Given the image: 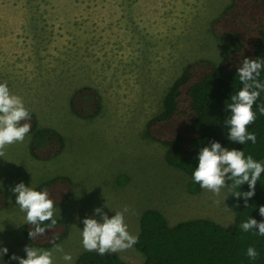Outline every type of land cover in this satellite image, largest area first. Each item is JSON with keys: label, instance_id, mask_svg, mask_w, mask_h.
<instances>
[{"label": "rangeland", "instance_id": "374dc122", "mask_svg": "<svg viewBox=\"0 0 264 264\" xmlns=\"http://www.w3.org/2000/svg\"><path fill=\"white\" fill-rule=\"evenodd\" d=\"M229 0H0V82L23 98L38 127L61 133L64 147L40 159L22 143L6 146L0 157V247L26 258L25 246L53 252V264H68L63 254L85 251L81 231L86 217L101 220L123 211L132 235L146 208L160 211L169 225L207 218L233 223L226 205L227 187L219 196L200 187L187 189L189 176L168 164L166 146L146 132L168 86L197 58L215 63L232 48L215 37L210 23ZM97 89L101 103L93 116L72 112L70 98L79 87ZM66 175L71 191L54 203V218L67 224L55 245L37 247L24 237L25 213L11 188ZM102 222V221H101ZM56 245L63 252L55 251ZM142 264L133 246L113 253ZM18 264V261H14Z\"/></svg>", "mask_w": 264, "mask_h": 264}, {"label": "trees", "instance_id": "16d2710c", "mask_svg": "<svg viewBox=\"0 0 264 264\" xmlns=\"http://www.w3.org/2000/svg\"><path fill=\"white\" fill-rule=\"evenodd\" d=\"M210 30L215 37L232 44V48L217 63L207 58L188 62L166 89L159 111L146 122L148 135L166 146V162L189 176L187 189L191 193L200 189L192 180V173L198 167L199 151L210 146L212 141L229 150H243L245 157L251 154L264 163V115L257 108L264 104V92L253 106L256 120L247 126V130L256 135L255 144L230 141L225 124L231 115L226 105L242 87L237 76L242 61L246 58L264 60V0H229L212 19ZM258 79L264 82V69ZM100 103L97 89L89 85L77 88L70 98L72 112L80 117L95 115ZM28 110L31 119L21 123L31 125L29 152L40 159L56 156L64 147L63 136L54 128L38 127L35 114ZM34 189L47 191L49 198L57 203L68 196L71 182L66 175H54L36 184ZM248 190L247 184L240 188L242 192ZM5 202L6 194L0 190V207ZM225 203L233 211L231 226L207 218L169 225L160 211L144 209L138 219V243L134 245L143 256L142 264H264V236L243 232L240 227L249 218L264 221L259 215V206L264 205V173L257 181L255 195L248 200V207L243 198L237 199L229 188ZM55 219V225L51 221L44 222L41 227L47 231L34 239L29 238V229L34 226L25 223L24 237L37 247L55 245L67 234V224ZM248 247L256 248L259 253L256 260L247 257ZM10 257L8 251L0 257V264H14ZM75 264L132 263L113 253L100 256L96 252L83 251L76 256Z\"/></svg>", "mask_w": 264, "mask_h": 264}, {"label": "clouds", "instance_id": "9594fccd", "mask_svg": "<svg viewBox=\"0 0 264 264\" xmlns=\"http://www.w3.org/2000/svg\"><path fill=\"white\" fill-rule=\"evenodd\" d=\"M262 69L264 60L246 58L237 70L242 87L231 96V102L226 105L231 112L229 118L225 120L228 127L227 138L230 141L244 145L248 141L256 143L255 133L249 132L247 126L255 122L256 113L253 106L256 105L261 92H264V82L258 79ZM257 108L259 113L264 115V104L257 105ZM30 119V112L25 107L23 98L12 94L6 82H0V157L5 155L6 146L24 141L31 131V125L21 122ZM261 173H264V163L255 160L251 154L245 157L243 150L234 148L229 150L222 147L219 142L212 141L210 146L202 147L199 151L198 167L192 173V180L215 196H219L222 189L227 187L237 199L243 198L245 207H248V200L255 195ZM226 181L231 183L228 184ZM244 184L249 187L246 192L240 191ZM10 190L15 195L16 205L25 213V223L34 226L29 229L30 239L45 234L47 229L41 227L44 222L51 221L52 225L56 224L54 201L49 198L47 191L35 190L23 182L17 183ZM128 211L126 206L123 211H117L109 218L102 208H95L94 214L99 215L101 220L89 217L83 219L81 236L84 250L104 256L126 251L138 243V236L130 234L125 223L124 213ZM259 215L264 217V205L259 206ZM240 227L243 232L252 231L254 234L264 236V221L258 222L254 218H249ZM254 228L258 231H253ZM54 250L63 252L60 245H56ZM8 251L7 247H0V257L7 255ZM24 252L26 258L12 254L10 260L18 261V264H53L52 251L25 246ZM246 255L250 260L259 257L255 247H248ZM62 258L68 264L73 260L68 253H64Z\"/></svg>", "mask_w": 264, "mask_h": 264}]
</instances>
